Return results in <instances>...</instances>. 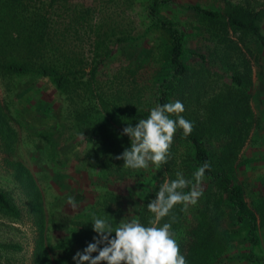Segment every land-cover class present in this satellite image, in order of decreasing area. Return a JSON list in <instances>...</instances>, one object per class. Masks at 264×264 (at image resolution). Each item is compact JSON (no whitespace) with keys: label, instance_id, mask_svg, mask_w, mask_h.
<instances>
[{"label":"trees","instance_id":"1","mask_svg":"<svg viewBox=\"0 0 264 264\" xmlns=\"http://www.w3.org/2000/svg\"><path fill=\"white\" fill-rule=\"evenodd\" d=\"M175 1L148 0V27L135 37L130 25L95 20L103 6L99 0H0V81L14 102L34 96L35 117L45 122L36 134L41 137L44 128L52 132V164L35 165L39 178L20 158L23 144L16 124L11 125L12 110L0 103V156L24 197L21 208L0 188V215L20 220L27 210L35 230L32 264H77L76 253L99 238L94 217L106 219L113 229L132 219L151 226L155 217L147 205L163 182L181 172L195 184L193 174L205 162L211 168L199 185L197 203L176 205L159 226L172 224L187 264H264V194L249 195L248 182L238 178L239 170L259 161L244 157L243 149L252 138L263 151L264 125L251 103V71L244 74L231 62L227 35L229 28L252 31L263 47L264 38L255 16L243 7L222 12L180 6L200 16L201 29H192L224 48L220 56L214 52L209 57L210 52L191 48V38L200 36L165 13ZM125 2L135 11L138 0ZM147 34L157 46L139 43ZM85 42L91 43L90 54L82 47ZM213 57L220 59L217 74L212 73ZM216 78L223 81L220 86H215ZM44 84L61 99L58 115L43 99ZM177 100L192 133L185 136L177 128L168 161L159 168L151 162L147 169L123 167L125 161L117 157L131 147L123 129L147 119L157 105ZM170 118L178 119L175 114ZM63 142L76 150L73 158L65 160ZM40 147L36 142L35 161L42 156ZM191 184L183 191H190Z\"/></svg>","mask_w":264,"mask_h":264},{"label":"rangeland","instance_id":"2","mask_svg":"<svg viewBox=\"0 0 264 264\" xmlns=\"http://www.w3.org/2000/svg\"><path fill=\"white\" fill-rule=\"evenodd\" d=\"M99 1L98 5L100 4L103 6L102 9L100 6V10H97L95 20L104 18L110 21L111 19H115L117 22L122 23L123 26L129 27L128 25H130V29L135 37L141 36L145 33L148 24L145 20L146 15L144 14V10L148 0H138L135 11L128 9L125 0ZM175 2V5L166 10L165 13L172 18L175 17L178 21H182L192 36L199 35L200 38H191V48L203 53H205V51L210 52L209 57H212L214 52L217 53V56H220L223 54L222 50L224 48L218 46L214 40L204 37L200 31L196 32L192 29H201L200 16L193 12H186L180 6L201 5L205 8L215 9L222 12H225L227 7H243L255 16V24L264 38V0H176ZM110 7L115 10L114 14H110V12L108 13ZM99 11L105 14H101ZM227 37L231 41L229 42L232 50L231 62L238 66L240 71L244 74H249V71L246 70L250 69L251 71L249 75L253 81L254 95L251 103L256 119L261 118L264 125V47L252 31H232L231 28H229ZM141 42L150 47H155L158 44L151 34H147L144 39L139 41V43ZM90 44V42H85V46L82 45L84 51L88 54L91 52ZM236 45L239 47L238 50L235 49ZM242 57H244L246 61H240L239 59ZM216 58H214V62L212 63V65L214 64L213 67L215 66V69L212 70L213 74H217L215 70H220L221 67L219 66L218 61L220 59L217 58V60ZM245 63L247 65H245L244 68L243 65ZM226 70L227 68L222 71L226 72ZM215 82V86H220L223 81L216 78ZM217 88L218 87H215L214 89ZM42 95L44 101L54 105L55 110H57L55 114L58 115L60 113L59 107H61V99L58 94L52 89V87L44 84ZM0 103H4V105L5 103H8L12 110L11 114L13 119H11V125L13 126L16 124L19 137L23 144L20 158L27 167L34 171V174L41 178L42 173L40 174L38 170L35 171V165H40L42 167L45 164H52L54 153H52L53 149L49 143L50 134L52 132H50L49 129L44 128L45 131L42 130L41 137L36 134L40 130L38 125L45 124V122L44 120L39 121L35 117V97L32 96L29 99L24 97L21 102L18 100L14 102L12 101V97L7 95L5 83L0 81ZM44 103L45 102H41V105ZM255 133L256 126L255 129L252 130L251 136ZM261 137L264 136L261 134ZM251 139L252 138L247 141V144L243 149V156L246 158H258L257 160L259 161L256 164H247L246 168L239 170L238 178L239 181L248 182L247 193L249 195L250 193H255L257 191L264 194V149H262L263 151L258 150L259 145L253 144ZM36 142L40 143L42 152V156L37 161H35ZM61 153L65 160L73 158L74 154H77L76 150L66 142L62 143ZM3 159L4 157L0 156V188L7 191L15 199V202L23 208L24 197L20 193L18 185L15 183L12 169ZM125 188V185H120L119 187V189ZM261 239L264 253V228L261 229ZM34 245L35 230L26 209H23V215L20 220H14L0 215V264H32Z\"/></svg>","mask_w":264,"mask_h":264},{"label":"clouds","instance_id":"3","mask_svg":"<svg viewBox=\"0 0 264 264\" xmlns=\"http://www.w3.org/2000/svg\"><path fill=\"white\" fill-rule=\"evenodd\" d=\"M184 111V105L179 100L157 105L151 109L147 119H140L134 127L131 124L125 127L123 134L131 138V147L117 157L125 161L123 167L139 170L147 169L149 162L157 168L166 164L177 128L183 129L185 136L193 131L192 123L179 115ZM172 114L178 119L170 118ZM210 168V162L199 167L193 174L195 184H191L181 172L176 173L175 180H165L156 193V199L147 205L155 217L149 221L151 226L132 219L121 220L119 226L113 229L106 219L94 217L93 230L99 238L94 237L95 243H89L83 252L78 251L73 259L77 264H187L171 230L172 224L159 226V222L168 217L176 205L186 208L197 203L202 195L199 185ZM190 184L191 190L183 191ZM68 203L75 207L73 197H68ZM172 220L174 222L175 217ZM101 244L103 248L99 247ZM97 252L98 255L93 256Z\"/></svg>","mask_w":264,"mask_h":264}]
</instances>
